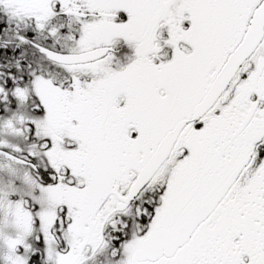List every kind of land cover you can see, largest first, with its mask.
Listing matches in <instances>:
<instances>
[{
	"label": "snow or ice",
	"instance_id": "6c2138e0",
	"mask_svg": "<svg viewBox=\"0 0 264 264\" xmlns=\"http://www.w3.org/2000/svg\"><path fill=\"white\" fill-rule=\"evenodd\" d=\"M0 264H264V0H0Z\"/></svg>",
	"mask_w": 264,
	"mask_h": 264
}]
</instances>
